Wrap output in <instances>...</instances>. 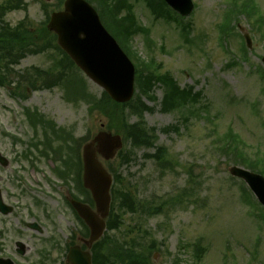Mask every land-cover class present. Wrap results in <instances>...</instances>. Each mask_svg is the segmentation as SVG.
I'll list each match as a JSON object with an SVG mask.
<instances>
[{
  "label": "rangeland",
  "instance_id": "1",
  "mask_svg": "<svg viewBox=\"0 0 264 264\" xmlns=\"http://www.w3.org/2000/svg\"><path fill=\"white\" fill-rule=\"evenodd\" d=\"M6 1L0 0V4ZM193 1V14L183 20L192 31V40L185 41L184 27L155 20L143 2L129 0L139 25L149 30L145 36L151 45L147 51L146 37L138 35L131 48L143 59L154 57L182 88L193 86L201 92L209 109L187 115L188 119L177 111L164 113L163 92H155L156 102H147L152 111L144 117L146 126L157 131L155 147L133 149L125 143V158L105 164L121 176L119 186L133 195L138 210L125 207L119 211L121 227L107 236L135 248L150 264H264L263 208L251 196L246 197V185L230 175L234 157L223 146L231 131L239 137V151L259 161L264 170V0H255L260 22L241 15L237 4L244 0ZM25 2L27 10L8 12L5 21L12 28L24 22L41 43L45 38H37L39 30L49 14L60 10L58 1ZM225 13L233 15L232 31L221 42ZM242 30L252 40V48L246 47V59L241 52L246 46ZM58 58L55 48L47 47L11 67L13 85L28 92L24 99H16V90L10 94L8 88L0 87V133L25 129L19 120L21 107L27 105L36 107L60 130L72 132L73 146L109 130L108 116L91 113L86 103L74 105L63 86L31 92L29 84H19L29 78H37L40 86L53 80L38 71H52ZM85 82L87 91L99 98L102 89ZM138 121V117L130 119V123ZM109 131L123 137L121 131ZM65 135L62 131L61 136ZM158 149L164 151L159 161L155 156ZM45 175L50 177V172Z\"/></svg>",
  "mask_w": 264,
  "mask_h": 264
},
{
  "label": "flooded vegetation",
  "instance_id": "2",
  "mask_svg": "<svg viewBox=\"0 0 264 264\" xmlns=\"http://www.w3.org/2000/svg\"><path fill=\"white\" fill-rule=\"evenodd\" d=\"M20 112L25 129L0 133V264H94L91 228L73 206L93 209L87 193L79 196L76 146L62 151L36 107ZM107 258L104 251L99 263Z\"/></svg>",
  "mask_w": 264,
  "mask_h": 264
},
{
  "label": "trees",
  "instance_id": "3",
  "mask_svg": "<svg viewBox=\"0 0 264 264\" xmlns=\"http://www.w3.org/2000/svg\"><path fill=\"white\" fill-rule=\"evenodd\" d=\"M59 6L63 4L64 0H57ZM99 8V13L103 24L107 30L114 36V38L121 45L123 50L134 60L137 67V86L140 91L132 102L120 105L113 102L106 93H103L99 98L87 91L85 78L81 76L80 70L69 59V57L58 47L54 45L51 37L56 40V37L49 33L46 27L39 30L37 38H45L43 42H37L35 34L30 28L24 24L19 23L12 28L10 24L5 21L8 12L16 10H27L28 5L25 0H7L0 4V72L8 69L6 72L13 73V69L3 63H9L10 66H16L20 61L28 55L37 54L45 51L47 47H54L57 53L60 54L54 62L52 71L42 73L46 78H53V80L43 81L41 88L51 89L54 87L63 86L68 91L67 99L75 105L86 103L90 112L101 113L108 116L112 125L109 130L121 131L126 144L133 149L155 147L156 130L149 129L144 121L146 112L152 111L145 103L144 98L150 102H155L154 96L155 88L161 85L164 91V100L162 102L163 112L171 113L173 111L180 112L185 119H188L184 111L188 110V114L195 115L197 112H202L209 109V104H204L202 93H196L194 88L181 89L172 76L169 74H161L162 67H155L156 59L152 56L148 59H143L139 53L131 48V42L138 35H146L148 29L139 25L135 14L134 6L129 0H92ZM139 1V0H138ZM143 1L146 7L150 10L156 20H165L168 22H175L181 25L177 16L166 6L161 0H140ZM251 2H245L240 7V12L251 15L254 9L249 10ZM255 12V11H254ZM230 21L227 19L222 31L227 30ZM145 36V37H146ZM50 39V40H49ZM146 49L150 50V41L146 37ZM76 72V73H75ZM55 73L57 75H55ZM3 79H9L10 76H4ZM0 83H4L3 81ZM27 83L32 87L37 88V80H22L19 84ZM199 105V108L197 107ZM126 112V113H125ZM134 116L139 118V122L130 124V119ZM231 139V143L225 148L231 151L236 158V164L245 166L246 168H253L246 156L240 152L236 138L229 134L227 136ZM160 154L164 155L162 149H158L157 160L159 161ZM121 158H125V154H121ZM127 158L125 159V161ZM115 175V187L113 189L114 206L113 210L118 207L120 211L125 207L132 210L136 209V203L133 195L126 190L117 187L121 184V176ZM117 185V186H116ZM115 207V208H114ZM120 216H115L119 220ZM112 242V241H111ZM114 247L110 250L109 258L111 264L115 263H129V264H150V260L146 256L141 255L133 249H127L124 244L114 242ZM96 264V263H95Z\"/></svg>",
  "mask_w": 264,
  "mask_h": 264
},
{
  "label": "water",
  "instance_id": "4",
  "mask_svg": "<svg viewBox=\"0 0 264 264\" xmlns=\"http://www.w3.org/2000/svg\"><path fill=\"white\" fill-rule=\"evenodd\" d=\"M183 17L189 16L192 0H165ZM48 29L58 36V43L82 72L102 88L117 103H127L134 95L135 68L115 39L103 27L97 12L84 0H67L64 11L53 14ZM248 46L251 40L246 34ZM122 148V139L101 132L83 149L84 186L90 190L97 213L89 207L74 203L83 219L93 228L92 241L103 234L104 219L111 207L112 176L99 161L113 160ZM234 177L243 179L264 205V178L238 167L230 169ZM73 258V257H72ZM75 263L77 260L72 259Z\"/></svg>",
  "mask_w": 264,
  "mask_h": 264
}]
</instances>
